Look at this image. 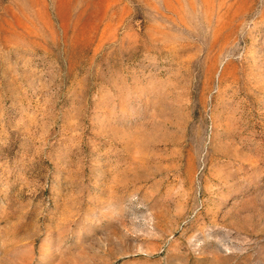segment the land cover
<instances>
[{
    "label": "rangeland",
    "instance_id": "1",
    "mask_svg": "<svg viewBox=\"0 0 264 264\" xmlns=\"http://www.w3.org/2000/svg\"><path fill=\"white\" fill-rule=\"evenodd\" d=\"M0 264H264V0H0Z\"/></svg>",
    "mask_w": 264,
    "mask_h": 264
}]
</instances>
